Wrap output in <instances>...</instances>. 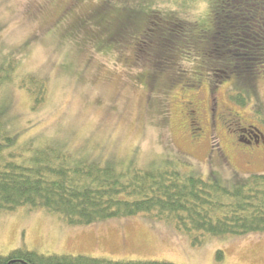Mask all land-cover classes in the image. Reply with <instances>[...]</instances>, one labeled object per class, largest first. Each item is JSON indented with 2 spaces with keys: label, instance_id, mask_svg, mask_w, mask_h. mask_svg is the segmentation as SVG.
Masks as SVG:
<instances>
[{
  "label": "rangeland",
  "instance_id": "1",
  "mask_svg": "<svg viewBox=\"0 0 264 264\" xmlns=\"http://www.w3.org/2000/svg\"><path fill=\"white\" fill-rule=\"evenodd\" d=\"M70 1L0 0L3 73L15 65L0 89L3 129L15 139L8 154L24 162L37 148H58L127 178L169 163L183 175L214 179L228 189L264 175V144L240 142L264 141V76L232 78L213 95L211 74L200 60L186 59L181 46L174 69L182 79L171 85L163 73L151 90L142 84V60L130 62L137 59L133 47L145 36L144 23L132 33L131 45L113 40L110 49L100 47L101 27L81 25L106 5L110 12L100 23L110 26L122 10L127 28L136 13L158 10L211 31L215 0H84L58 24ZM29 77L45 82L37 107L23 87ZM19 249L112 261L264 264V235L209 237L197 247L175 227L143 217L74 227L43 210L0 212V254Z\"/></svg>",
  "mask_w": 264,
  "mask_h": 264
},
{
  "label": "trees",
  "instance_id": "2",
  "mask_svg": "<svg viewBox=\"0 0 264 264\" xmlns=\"http://www.w3.org/2000/svg\"><path fill=\"white\" fill-rule=\"evenodd\" d=\"M83 1L67 3V18L63 20L61 14L58 24L66 23L77 3ZM109 10L106 5L101 6L81 25L101 27L105 32L101 34L100 47L110 49L113 40L131 45L135 41L132 33L144 23L145 36L133 47L137 59L130 62L142 60L140 67L146 70L140 75L144 79L142 84L151 90L157 88L163 73H169L171 85L182 79L180 71L174 69L178 66L174 56L181 46L186 59L200 60L199 65L211 74L212 90L232 78L252 81L264 76V0H215L211 31L158 10L136 13L129 28L124 26L125 10L112 26L100 23ZM116 50L123 54L124 49ZM162 60L168 63L161 67ZM14 66L3 73L0 64V89L10 80ZM148 70H153V75ZM23 87L34 98L36 107L43 102L45 82L29 77ZM14 141L3 129L0 106V212L12 213L20 208L43 210L74 227L143 217L175 227L189 235L197 247L209 237L264 235V175H255L228 189L214 179L183 175L167 163L136 170L127 178V174L110 165L78 161L61 149L46 146L33 150L27 161L17 162L19 155L7 153ZM0 264L174 263L112 261L19 249L6 256L0 254Z\"/></svg>",
  "mask_w": 264,
  "mask_h": 264
},
{
  "label": "flooded vegetation",
  "instance_id": "3",
  "mask_svg": "<svg viewBox=\"0 0 264 264\" xmlns=\"http://www.w3.org/2000/svg\"><path fill=\"white\" fill-rule=\"evenodd\" d=\"M66 11H69L68 9L66 10ZM66 11H64L63 10V12H62V14H63V20H65L66 18H67V16H66ZM71 12V11H70ZM69 12V13H70ZM68 15V14H67ZM214 91V93H213V95L215 94V93H217V92H215V90H213ZM217 105V104H216ZM190 106H191V104H190ZM217 107H218V105H217ZM191 112H192V115H194L196 112H195V110H190ZM216 111V110H215ZM250 128H253L252 126H250ZM241 133H244L245 132V129H240L239 130ZM240 142L242 143V144H244V145H250V146H260V145H263L264 144V141L262 142V143H260L259 141H257V140H255V141H246V140H243V139H241L240 140Z\"/></svg>",
  "mask_w": 264,
  "mask_h": 264
}]
</instances>
